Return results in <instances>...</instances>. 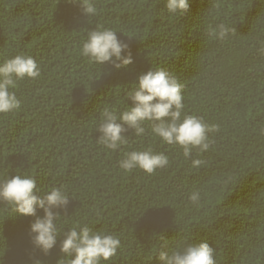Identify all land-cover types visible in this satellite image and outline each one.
I'll list each match as a JSON object with an SVG mask.
<instances>
[{
	"label": "trees",
	"instance_id": "1",
	"mask_svg": "<svg viewBox=\"0 0 264 264\" xmlns=\"http://www.w3.org/2000/svg\"><path fill=\"white\" fill-rule=\"evenodd\" d=\"M165 4L96 0L88 17L67 0H0V62L25 54L41 70L11 89L21 109L0 114V179L32 176L41 194L62 187L69 196L66 210L54 209L61 217L48 255L32 243L36 217L0 203V264H57L63 233L77 224L119 237L116 256L101 264H161V235L173 250L207 241L216 264H264V0H190L185 15ZM220 23L236 35L210 37ZM99 26L128 44L131 65L117 70L81 55ZM157 68L185 85L182 116L220 125L207 152L185 158L147 124L142 137L124 133L128 144L115 151L97 143L103 109L132 107L126 93ZM148 147L167 155L168 166L152 175L119 167L124 153ZM193 159L205 163L194 168ZM197 190L199 206L189 200Z\"/></svg>",
	"mask_w": 264,
	"mask_h": 264
},
{
	"label": "clouds",
	"instance_id": "2",
	"mask_svg": "<svg viewBox=\"0 0 264 264\" xmlns=\"http://www.w3.org/2000/svg\"><path fill=\"white\" fill-rule=\"evenodd\" d=\"M67 2L78 4L82 13L88 17L97 14L96 0ZM165 7L170 14L185 15L189 12L190 0H166ZM208 35L223 42L230 35L235 36L236 29L220 23L215 27L209 26ZM258 53L264 56V41ZM81 55L88 58L89 63L103 65L107 62L117 70L133 63L128 44L118 39L116 30L102 26L88 31ZM40 75L38 63L29 55L18 54L0 62V114L19 111L21 101L11 89L17 88L19 81L26 78L36 80ZM135 85L126 93V97L132 101V107H127L119 114L116 110L103 109L96 129L100 133L98 144L115 151L128 144V137L124 135L128 130L142 137L150 129L164 143L179 146L185 158H189L194 149L198 153L210 149L214 140L209 138V134L218 133L220 125L209 124L197 115L182 116L185 85L175 75L163 68L151 69L139 75ZM260 131L264 134V129ZM204 163L202 159H193L192 167L199 168ZM168 164V156L163 152H154L151 147L126 152L119 161V167L126 172L140 169L148 175ZM189 200L199 206L200 192L193 191ZM0 203L10 205L17 215L36 217L30 225L32 243L44 255H48L57 243L58 229L55 222L61 217L54 209L66 210L69 203V196L63 188L53 187L41 194L34 177L15 175L0 179ZM37 209L43 210L42 218L37 216ZM63 237L60 243L63 256L57 264H101L115 257L121 246L118 236L93 231L88 225L77 224L64 232ZM214 251L207 241L188 244L182 250H173L169 239L161 235V244L155 258L161 264H216ZM34 264L43 262L36 259Z\"/></svg>",
	"mask_w": 264,
	"mask_h": 264
}]
</instances>
